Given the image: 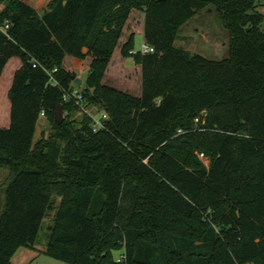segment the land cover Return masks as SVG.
Wrapping results in <instances>:
<instances>
[{"label": "trees", "instance_id": "trees-1", "mask_svg": "<svg viewBox=\"0 0 264 264\" xmlns=\"http://www.w3.org/2000/svg\"><path fill=\"white\" fill-rule=\"evenodd\" d=\"M209 6L230 37L223 60L176 47L180 28ZM258 7L259 0H49L40 15L23 0H0V77L11 59L22 62L9 91L10 126L0 128V167L13 174L0 196V264L35 247L55 193L63 200L46 254L67 264H118L122 249L125 264H264ZM135 10L144 11V39L155 49L133 53L132 35L121 50L141 66L140 97L102 83ZM68 56L91 58L83 101L109 116L98 133L88 117L80 127L56 122L59 106L79 109L64 99L78 80L64 66ZM45 69H57L53 81ZM42 113L55 134L35 142Z\"/></svg>", "mask_w": 264, "mask_h": 264}, {"label": "rangeland", "instance_id": "rangeland-1", "mask_svg": "<svg viewBox=\"0 0 264 264\" xmlns=\"http://www.w3.org/2000/svg\"><path fill=\"white\" fill-rule=\"evenodd\" d=\"M39 1L40 3L36 7L38 13L42 15L47 9L49 0ZM257 10L264 15V0H259ZM144 24V11H133L102 82L104 85L134 97H140L142 93V69L134 57L124 56L121 50L130 37L135 35L133 53L137 54L140 52L145 43V39L141 35L144 32ZM179 35L180 37L176 41V47L178 48L189 51L192 54L202 55L210 60H223L229 57L230 37L221 20L220 14L214 6L207 7L187 21L180 28ZM74 59L68 56L65 59L64 66L67 70L74 72L78 79L82 80L81 86L73 84V89L79 91L83 96L91 58L86 59L82 63H76ZM21 66V60L19 58H13L0 77V128H8L10 126L11 103L9 91L13 83L14 75ZM102 113L106 112L99 106L88 104L86 107L79 106V109L72 113L63 112V118L64 121H76V125L80 127L81 122L86 117H89L88 115L99 119ZM179 131L178 133L182 134V131ZM54 134L55 131L51 123L46 117L42 116L39 121L35 142H39L42 138L46 140L52 139ZM202 161L207 167L210 165L208 159L202 158ZM12 178L13 174L10 169L0 167V196L2 198L4 197L3 189L9 184ZM62 200V195L58 193L54 194V208L47 214L43 222L37 244L33 248H19L12 259V264H67L46 254L48 237L50 235L49 227L54 225L56 211L60 207ZM123 252V249L115 251L114 257L116 259L119 258Z\"/></svg>", "mask_w": 264, "mask_h": 264}, {"label": "built area", "instance_id": "built-area-1", "mask_svg": "<svg viewBox=\"0 0 264 264\" xmlns=\"http://www.w3.org/2000/svg\"><path fill=\"white\" fill-rule=\"evenodd\" d=\"M9 29V26L6 25L5 27H3V30L6 32L7 30ZM155 52V49L153 47H151L150 45H148L146 42L143 44L142 46V49L140 50V53L143 54V55H148V54H152ZM39 64L37 62H34L33 63V67H37ZM45 71L51 76V80L53 81L54 78H53V74L55 72H57V69H55L54 71H48L45 69ZM64 99L65 101L67 102L68 100L70 99H75L76 100V103L78 106H83V107H86L87 105L84 104V99H83V96L81 95V93L77 90H72L71 93H68V94H65L64 96ZM44 113L41 114V116L44 117ZM91 120V127L93 129V132L94 133H98L99 131L103 130L106 128V121L109 120V116L108 114L106 113H102L101 117L99 119L91 116V115H88ZM181 132V130L179 131ZM125 261H126V255L123 253L119 258H117V263L118 264H125Z\"/></svg>", "mask_w": 264, "mask_h": 264}, {"label": "water", "instance_id": "water-1", "mask_svg": "<svg viewBox=\"0 0 264 264\" xmlns=\"http://www.w3.org/2000/svg\"><path fill=\"white\" fill-rule=\"evenodd\" d=\"M81 84H82V80L81 79H78L77 80V85L78 86H81ZM55 118H56V122L58 123V125H62L64 123L63 108H62V106H59L58 107V109L56 111Z\"/></svg>", "mask_w": 264, "mask_h": 264}, {"label": "crops", "instance_id": "crops-1", "mask_svg": "<svg viewBox=\"0 0 264 264\" xmlns=\"http://www.w3.org/2000/svg\"><path fill=\"white\" fill-rule=\"evenodd\" d=\"M23 1H25L28 5H30V6H32L33 8H35L36 10H37V7H36V5H38L39 3H40V1L39 0H23ZM2 7H4V6H2ZM48 7V6H47ZM142 36H143V38H144V35H143V33L141 34ZM12 60V59H11ZM10 60V61H11ZM9 61V62H10ZM74 61L76 62V63H79V62H84L85 60H83V61H81V60H78V59H74ZM90 66V65H89ZM4 73V72H3Z\"/></svg>", "mask_w": 264, "mask_h": 264}]
</instances>
